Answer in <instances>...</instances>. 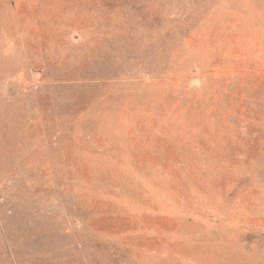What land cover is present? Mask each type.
Masks as SVG:
<instances>
[{
	"label": "rangeland",
	"instance_id": "obj_1",
	"mask_svg": "<svg viewBox=\"0 0 264 264\" xmlns=\"http://www.w3.org/2000/svg\"><path fill=\"white\" fill-rule=\"evenodd\" d=\"M0 264H264V0H0Z\"/></svg>",
	"mask_w": 264,
	"mask_h": 264
}]
</instances>
